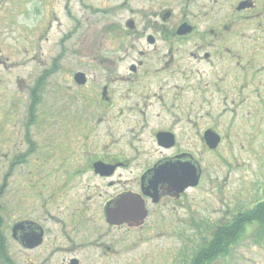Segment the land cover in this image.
Here are the masks:
<instances>
[{
	"label": "flooded vegetation",
	"instance_id": "af4514ba",
	"mask_svg": "<svg viewBox=\"0 0 264 264\" xmlns=\"http://www.w3.org/2000/svg\"><path fill=\"white\" fill-rule=\"evenodd\" d=\"M98 3L74 47L39 57L34 39L25 60L0 8V264H165L167 228L197 233L200 190L227 203L226 181H203L229 114L264 112V0ZM254 182L187 264H228L238 242V261L255 246L264 264L262 165Z\"/></svg>",
	"mask_w": 264,
	"mask_h": 264
},
{
	"label": "rangeland",
	"instance_id": "374dc122",
	"mask_svg": "<svg viewBox=\"0 0 264 264\" xmlns=\"http://www.w3.org/2000/svg\"><path fill=\"white\" fill-rule=\"evenodd\" d=\"M84 1L89 5L88 7H82L80 0H0V8H6L10 15L15 14V25L21 28V33L18 32V34H21L19 43H21L20 56L22 60L28 58L29 44L34 39L39 41L38 49L36 48L39 57L56 56L61 55V50L64 47H74L77 41L83 39L84 32L87 33L95 28L97 19L105 15L91 9L90 4L97 5L99 0ZM43 57L39 59H43ZM217 114L218 111L213 112L214 116ZM232 116L233 114L230 113L228 119L230 124L229 139L222 143L216 153L207 152L204 154V161L207 164L217 162L219 165L209 167L207 173L210 175L208 179L205 176L203 186L208 189L215 186L216 183L213 181L218 177L219 182L226 181L228 188L220 193L223 195L222 197H227V203L223 202L221 198L214 199L213 202L208 191L204 189L199 191V196L205 198L204 204L198 202L196 210L197 243L200 244L208 242L207 233L211 227L208 222L210 217L217 220L227 208L231 209L237 206L239 192H244L243 197H246L253 189L256 171L261 165L264 168V118H262L264 112L258 116H255V113L245 112V119H236L235 122H232ZM219 129L221 131V128ZM201 146L198 145V150L204 152ZM223 156L228 158V167L223 164ZM210 177L211 179H209ZM210 213L214 215H210ZM204 216L206 218L203 223ZM253 229V225L247 226L245 232L252 233ZM164 232L166 237L165 241L161 243L160 249L165 252V264H173V257L177 254L181 258L180 264H187L191 252L192 237L197 234L196 231H193L192 224H181L176 229L167 228ZM176 233H179L180 237L175 235ZM239 243L230 248L228 264H252L254 260L258 259L253 250L255 246H253L247 253H244V261L242 259L238 261ZM244 243L253 245L254 241L249 238ZM216 264H221V260Z\"/></svg>",
	"mask_w": 264,
	"mask_h": 264
},
{
	"label": "trees",
	"instance_id": "16d2710c",
	"mask_svg": "<svg viewBox=\"0 0 264 264\" xmlns=\"http://www.w3.org/2000/svg\"><path fill=\"white\" fill-rule=\"evenodd\" d=\"M235 228L236 227H230L228 229H224L222 232H219V236H217V238H216V240L214 241V244H213L214 251H215V249L217 247L221 246V242H222V240L220 239L221 238V234H223L224 236L225 235L232 236L234 231H235Z\"/></svg>",
	"mask_w": 264,
	"mask_h": 264
}]
</instances>
